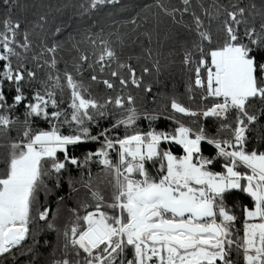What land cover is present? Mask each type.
<instances>
[{
  "label": "snow or ice",
  "instance_id": "obj_1",
  "mask_svg": "<svg viewBox=\"0 0 264 264\" xmlns=\"http://www.w3.org/2000/svg\"><path fill=\"white\" fill-rule=\"evenodd\" d=\"M0 264H264V0H0Z\"/></svg>",
  "mask_w": 264,
  "mask_h": 264
}]
</instances>
